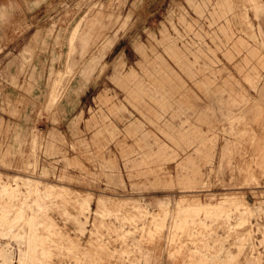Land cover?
Instances as JSON below:
<instances>
[{"label": "rangeland", "instance_id": "1", "mask_svg": "<svg viewBox=\"0 0 264 264\" xmlns=\"http://www.w3.org/2000/svg\"><path fill=\"white\" fill-rule=\"evenodd\" d=\"M0 264H264V0H0Z\"/></svg>", "mask_w": 264, "mask_h": 264}]
</instances>
